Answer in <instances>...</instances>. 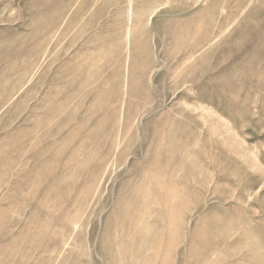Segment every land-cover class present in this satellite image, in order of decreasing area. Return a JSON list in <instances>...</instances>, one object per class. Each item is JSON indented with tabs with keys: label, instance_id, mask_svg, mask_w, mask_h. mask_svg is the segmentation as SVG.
Instances as JSON below:
<instances>
[{
	"label": "rangeland",
	"instance_id": "1",
	"mask_svg": "<svg viewBox=\"0 0 264 264\" xmlns=\"http://www.w3.org/2000/svg\"><path fill=\"white\" fill-rule=\"evenodd\" d=\"M0 264H264V0H0Z\"/></svg>",
	"mask_w": 264,
	"mask_h": 264
}]
</instances>
